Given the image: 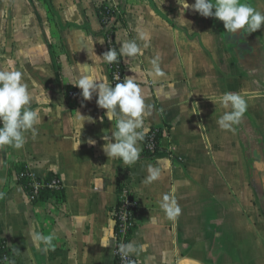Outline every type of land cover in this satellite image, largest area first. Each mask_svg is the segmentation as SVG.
<instances>
[{
  "label": "crops",
  "instance_id": "0c3cea01",
  "mask_svg": "<svg viewBox=\"0 0 264 264\" xmlns=\"http://www.w3.org/2000/svg\"><path fill=\"white\" fill-rule=\"evenodd\" d=\"M241 2L264 13V0ZM102 6L126 8L118 49L132 39L148 44L142 56H122L124 79L141 84L151 106L144 123L162 130L161 151L146 157L141 142L132 165L104 153L102 137H111L115 121L104 117L96 93L84 100L75 86L86 67L113 85L102 57ZM155 57L162 75L151 73ZM8 59L32 95L50 101L34 99L41 119L23 148H0V238L19 264H115L119 180L138 206L131 243L145 246L132 255L139 264H264V25L232 34L178 0H0V70ZM225 92L247 100L232 130L217 123L232 110L218 102ZM150 166L160 175L146 183ZM20 167L56 175L63 201L32 203ZM165 194L181 209L174 220L160 207ZM37 232L54 236V250H42Z\"/></svg>",
  "mask_w": 264,
  "mask_h": 264
},
{
  "label": "clouds",
  "instance_id": "9594fccd",
  "mask_svg": "<svg viewBox=\"0 0 264 264\" xmlns=\"http://www.w3.org/2000/svg\"><path fill=\"white\" fill-rule=\"evenodd\" d=\"M184 10L191 8L202 17H215L223 22L226 32L237 34V30L252 33L264 25V13L256 10L247 2L241 0H195L189 5L188 0H178ZM140 39H145L143 33ZM145 43L143 48H147ZM143 48L135 39L121 43L119 55L124 57L142 56ZM105 62L119 63L117 50L110 48L103 54ZM7 70H0V148L11 146L14 149L23 148L26 143V133L35 134L37 125L41 119L39 108H32L34 99L41 102H50L47 96L35 98L23 82V73L16 68V61L8 59ZM151 73L162 75L159 57L151 60ZM151 73H145L149 75ZM76 87L82 90L84 100H91L94 93L98 95L97 104L105 109L104 117L109 121H115V130L111 137L105 134L103 151L108 158H118L125 165L135 164L140 159V143L149 132L145 126V116L149 114L150 105H146L142 93L141 84L136 76H127L122 82L114 86L109 83L98 82L90 67H86L84 73L79 74ZM219 103L232 110L225 112L217 121L221 129L232 130L233 125L238 124L247 110V100L244 95L233 92H225L219 97ZM104 117H101L103 123ZM92 146L96 140L89 139ZM160 170L149 167V176L146 183L159 178ZM161 209L169 219H175L180 215L181 209L169 194H165L160 203ZM155 222V218H153ZM34 239L44 245L43 251L54 250L53 235L35 233ZM107 246V245H105ZM145 246L138 247L134 243L120 244L119 253L122 259L138 254Z\"/></svg>",
  "mask_w": 264,
  "mask_h": 264
},
{
  "label": "trees",
  "instance_id": "16d2710c",
  "mask_svg": "<svg viewBox=\"0 0 264 264\" xmlns=\"http://www.w3.org/2000/svg\"><path fill=\"white\" fill-rule=\"evenodd\" d=\"M98 14L100 18V22L102 24L103 28V33L105 34L106 37V42L108 46V50L110 48H114L117 50L118 53V59L120 60L119 63H111L109 64L111 76H112V81H113V86L116 83H120L124 80V65H123V58L122 56L119 55V49L115 41V36L110 37L109 34L106 33V30L110 23L113 21V18L116 17V11L113 10V8L108 7V6H102L98 9ZM121 21L120 17H117L115 20V24H118ZM218 24L222 23V21L218 20ZM120 72L121 73V78L120 80L116 81L115 74ZM158 139L161 137L160 134L156 136ZM149 135H146L142 143L145 146L144 149V155L146 157H153L157 155L161 151V147L158 145L156 147V154H152L150 150L148 149L149 146ZM30 172L25 168V167H20L18 169V178H19V183L23 187V189L26 191L28 197H32L33 194V183L32 179L30 176ZM58 178L56 175L50 174L47 175L46 177H43V179H38L39 182L43 183V186L40 190V196L38 199L33 200L32 203H39V202H55L59 203L63 201L64 199V189L62 183L60 184V188L58 189H53L49 188L48 185L55 179ZM127 188L126 184H124L122 181H118L117 184V195H118V203L115 208L114 212V221H115V236H117L118 239H120V230L122 223L118 217V212L120 210V207L122 206V193L124 189ZM129 188V187H128ZM131 195L132 192L130 190ZM138 212V206L137 204L131 208V214H132V223L133 226L130 227L126 233L125 236V243H131L132 241V236H133V231L134 228H136V216ZM118 248V247H117ZM115 262H118V256H116ZM0 264H19L17 257L14 253V251L9 247L8 241L5 238H0Z\"/></svg>",
  "mask_w": 264,
  "mask_h": 264
},
{
  "label": "built area",
  "instance_id": "2783aa9c",
  "mask_svg": "<svg viewBox=\"0 0 264 264\" xmlns=\"http://www.w3.org/2000/svg\"><path fill=\"white\" fill-rule=\"evenodd\" d=\"M121 78V73L118 72L115 74V80L118 81ZM80 94L77 92H71L70 97L73 99L79 98ZM158 134L161 135L159 139L156 137ZM147 135H149V146L148 149L152 154H156V147L160 146V141L162 138V130L160 128H155L153 130H150ZM32 179V185H33V194L32 197H30L31 202L33 200H36L40 196V190L43 186L42 182H39L38 179H43L40 177H36L32 174H30ZM61 181L59 178H55L49 185V188L58 189L60 188ZM122 206L120 207V210L118 212V217L122 223L121 230H120V239L117 238V247H116V256H118V262H115V264H139L138 261L131 255L127 259H122L120 253H119V245L120 244H126L125 243V236L130 227L133 226L132 221V214H131V208L136 205V202L134 200L133 195L130 193V188H125L122 193ZM135 229V228H134Z\"/></svg>",
  "mask_w": 264,
  "mask_h": 264
},
{
  "label": "rangeland",
  "instance_id": "374dc122",
  "mask_svg": "<svg viewBox=\"0 0 264 264\" xmlns=\"http://www.w3.org/2000/svg\"><path fill=\"white\" fill-rule=\"evenodd\" d=\"M111 8H113V10L116 11V15H115L116 17L113 18V21L108 26L106 33L109 34L110 37H113L116 35L117 26H118V24H115V20L117 19V17H120L122 20V18L126 13V8L123 6H115Z\"/></svg>",
  "mask_w": 264,
  "mask_h": 264
}]
</instances>
